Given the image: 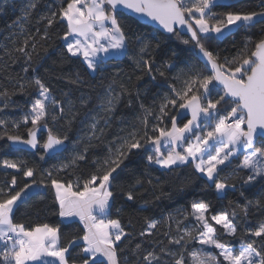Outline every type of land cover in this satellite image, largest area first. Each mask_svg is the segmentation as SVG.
Returning a JSON list of instances; mask_svg holds the SVG:
<instances>
[{"label": "snow or ice", "instance_id": "snow-or-ice-1", "mask_svg": "<svg viewBox=\"0 0 264 264\" xmlns=\"http://www.w3.org/2000/svg\"><path fill=\"white\" fill-rule=\"evenodd\" d=\"M217 6L218 0H61L58 10L39 18L37 23L45 22L43 32L37 28L36 33L25 38L23 46L15 48L29 62L32 53L28 48L35 51L40 42L50 39L49 29L59 24L64 31L58 38L67 58L79 59L90 73L101 70L110 59L128 56L131 42L138 48L133 56L136 68L153 81L154 71L167 81V73L176 65L164 61L156 67L153 54L159 43L154 47L147 36L130 33L120 19L127 12L158 25L165 33L188 36L181 43L198 50L203 69L186 66L172 77L174 82L167 85V91L156 94L158 100L148 106L141 101L140 114L130 128L121 129L122 134L104 143L106 154L102 159L89 161V149L104 142L105 129L117 105L125 95L131 97L127 85L117 83L115 78L97 98L96 112L80 138L86 141L82 151L74 150L66 161L50 169L28 166L23 159L0 160V169L14 172L0 185V264H76L72 250L77 248L81 264H120L119 245L132 234L126 232L119 216L111 217L116 196L113 189L116 175L133 157H144L147 165L169 171L191 165L207 178L209 186L214 185L218 194L236 186L230 183L231 176L221 177L234 159L239 160L235 172L247 176L244 184L254 186L264 181V146L257 147L255 143L257 130H264V28L258 39L247 36L231 58H221L206 44L233 29L264 25V0L258 9L247 11L217 13L213 11ZM36 7L33 0L24 18ZM71 82L82 83L78 75ZM29 90L34 91L35 98L20 119L12 121L10 127L9 121L0 119V139L6 137L9 146L42 149L39 159L44 161L64 151L69 141L67 131L61 135L53 125L70 115L67 125L71 128L77 113L71 100L57 99L39 77L30 81L19 78L12 90L0 91V112L19 107L13 104L12 96H26ZM136 99L140 100L139 92ZM87 103L81 98V104ZM183 120L186 122L181 126ZM42 132L47 133L43 140ZM82 165L90 170H81ZM21 173L24 184L16 190ZM32 189H36L33 194H39L41 189L51 191L59 224L30 225L16 220L19 204ZM124 195L127 201L136 199L132 189ZM229 205L231 212L211 213L209 203L193 201L190 210L178 211L175 218L170 213L163 231L160 221L145 217L146 227L139 232L142 240L161 231L167 246L159 247V251L156 247L142 250V244L137 243L133 250L137 264H264V222L255 227L246 225L238 248L221 239V235L237 238L240 213L246 220L253 202L241 205L230 201ZM255 206L264 204L257 200ZM76 219L82 234H74L64 242L61 224L74 223ZM185 221L195 224L189 227ZM217 225L223 229L222 234ZM193 244L200 247L190 250ZM206 247L215 249V253L206 251Z\"/></svg>", "mask_w": 264, "mask_h": 264}, {"label": "trees", "instance_id": "trees-1", "mask_svg": "<svg viewBox=\"0 0 264 264\" xmlns=\"http://www.w3.org/2000/svg\"><path fill=\"white\" fill-rule=\"evenodd\" d=\"M32 2L33 0H0V91L5 88L12 90L19 78L30 81L39 77L50 87L52 94L57 99L71 100L74 103L75 108L73 111L77 113V116L71 128L67 125V119H71L70 115L67 119L60 120L53 125L61 135L65 131L69 135L66 149L56 157L41 161L39 156L42 154V149L33 153L14 149L9 146V142L5 137L0 139V160L23 159L27 161L28 166L50 169L54 165L66 161L74 150L82 151L86 141H82L80 138L92 115L96 112L97 98L104 94L105 89L115 78L117 83L123 82L127 85L131 97L125 95L117 105L111 124L105 129L104 142L89 149V161L93 158L102 159L106 154L104 143L112 140L116 135L122 134L121 129L127 130L130 128L140 114L141 101L145 106H148L153 103L154 99L158 100L156 94L162 95L167 91V85L174 82L172 77L186 66L196 65L201 70L203 69V62L197 55V49L192 45L181 43V40L187 39V37L162 34L124 14L120 19L130 33L147 36L154 47L157 42L159 43V48L153 54L156 67H161L164 61L176 65L175 69L167 73V81L155 71L153 74L156 76V80L153 81L151 76L143 74L136 68L133 56L138 48L131 42L128 56L114 60L110 59L106 65L101 66V70L91 74L79 59L67 58L65 49L58 38L63 35L64 31V28L59 24L49 29L50 39L40 42L35 51L31 47L28 48V51L32 53V60L29 62L26 57L15 52V48L23 46L25 38L36 33L37 28L40 29L41 33L43 32L45 22L37 23V21L41 16L58 10L61 0H35L37 7L25 19V9ZM260 3L261 0H235L227 4H218L213 11L217 13L229 10L247 11L258 9ZM229 5L231 7H228ZM262 28H264V25L257 24L251 29H235L224 37L206 42V44L214 51L219 52L221 58H231L237 49L243 46L247 36L258 39ZM25 68H27V72H25ZM77 75L82 81L81 84L71 82L77 78ZM141 76L142 79H139L138 77ZM137 92L140 94V100L136 99ZM215 95L214 92L213 96L215 97ZM34 98L35 93L33 90H29V94L26 96H12L13 104L19 107H10L4 112H0V119L9 121L10 127L12 121L19 120L23 112L28 110V105ZM81 98L88 101V103L81 104ZM130 98L132 100L131 106H129ZM49 122L51 124V120ZM23 131L24 128L22 127L21 132ZM46 135V132H42L41 140ZM256 146H264V142H258ZM238 163L239 160L234 159L232 164L221 173V177H232L230 183H235V188H229L225 193L218 194L214 185L209 186L207 178L196 173L191 165L180 166L169 171L156 165H147L144 157H133L131 160L126 161V167L116 175L114 181L113 190L116 196L111 208V217L116 218L119 216L126 232L132 234L119 245V249H122V251L118 250L120 264H137V257L133 251L137 243L142 244V250H150L151 247H156V251H159V247L167 246V240L161 235V231L166 230L168 215L171 213L175 218L178 211L182 209L189 210L193 201L200 200L211 205V213L223 210L231 212L230 201L239 202L241 205L247 201L253 202L246 220H244L243 213H240V219L237 220V238L233 239L221 235V239L230 247L238 248L239 238L244 234L245 226L255 227L260 222H264V207L258 208L255 206L257 200L264 204V181L258 182L254 186L244 184V180L247 178L246 174L235 172ZM81 170L89 171L90 169L82 165ZM5 172H7V175H5ZM12 174H14L13 170L0 169V185H3L6 180H10ZM78 174L79 172H77ZM37 178L39 179V176ZM137 180L142 183L138 185ZM23 184L24 178L21 173L18 174L16 190L23 187ZM129 189L134 192L136 197L134 201L126 200L124 193ZM33 193L19 204L15 214L16 220L30 225L44 222L53 225L59 224L60 218L55 214L56 206L53 203L51 191L41 189L39 194ZM234 206L232 205V207ZM145 217L148 220L161 222V231H158L155 237L148 238L147 241L142 240L139 236V232L147 224ZM185 224L192 227L195 222L185 221ZM216 227L222 234L223 229L219 225ZM80 228L82 226L76 221L61 224L64 242L74 234H82ZM173 234H175L174 223ZM161 241L162 243H158ZM192 247L196 248L197 244L190 245V250ZM79 251L78 248L72 250V257L76 259V264H81V261L77 258Z\"/></svg>", "mask_w": 264, "mask_h": 264}, {"label": "water", "instance_id": "water-1", "mask_svg": "<svg viewBox=\"0 0 264 264\" xmlns=\"http://www.w3.org/2000/svg\"><path fill=\"white\" fill-rule=\"evenodd\" d=\"M124 15H127V16L133 18L134 20L138 21L140 24H143V25H146V26H148V27H151L152 29H154V30H156V31H158V32H160V33H162V34H165V35H171V34H169V33H165L162 29H159L158 25H156V24H154V23H151V22L147 21V19H142V18H140V17H136L134 14H132V13H127V12H126ZM185 37L188 38V36H186V35H185ZM197 55H198V50H197ZM198 57H199V56H198ZM199 59H200V57H199ZM200 60H201V59H200ZM201 61H202V60H201ZM202 62H203V61H202ZM258 142H264V130H259V129L257 130L256 137H255V143H256V145H257ZM11 147L14 148V149H19V150H22V151H25V152H29V153H33V152L36 151V150H33V149H29V148H27V147H25V146H23V145H13V146H11ZM62 152H63V151H62ZM62 152H60V153H62ZM60 153H59V154H60ZM34 191H36V189H32V190L29 192L28 196L24 197V200H25L27 197H29V195H31ZM75 221H76V222H79L78 219H76Z\"/></svg>", "mask_w": 264, "mask_h": 264}, {"label": "rangeland", "instance_id": "rangeland-1", "mask_svg": "<svg viewBox=\"0 0 264 264\" xmlns=\"http://www.w3.org/2000/svg\"><path fill=\"white\" fill-rule=\"evenodd\" d=\"M231 1H235V0H218V4H227V3H230ZM233 30H235V29H233ZM232 30V31H233ZM225 35H227V34H225ZM224 35V36H225ZM223 36V37H224ZM222 38V37H221ZM218 39H220V38H218ZM91 74H94V73H91ZM186 122V120H183V121H181L180 123H181V126H182V124L183 123H185ZM240 158H242V156L240 157ZM190 210V209H189ZM200 247V245L199 244H197V247L196 248H199ZM206 251H212V252H214L215 253V249H212V248H207L206 247V249H205Z\"/></svg>", "mask_w": 264, "mask_h": 264}, {"label": "crops", "instance_id": "crops-1", "mask_svg": "<svg viewBox=\"0 0 264 264\" xmlns=\"http://www.w3.org/2000/svg\"><path fill=\"white\" fill-rule=\"evenodd\" d=\"M159 167V166H158ZM160 168V167H159Z\"/></svg>", "mask_w": 264, "mask_h": 264}]
</instances>
